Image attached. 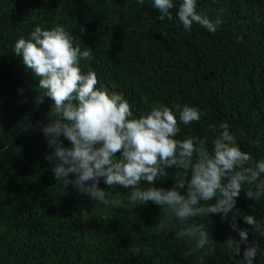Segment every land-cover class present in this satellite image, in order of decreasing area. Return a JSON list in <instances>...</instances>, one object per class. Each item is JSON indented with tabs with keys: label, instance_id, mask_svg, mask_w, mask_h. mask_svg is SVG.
<instances>
[{
	"label": "trees",
	"instance_id": "1",
	"mask_svg": "<svg viewBox=\"0 0 264 264\" xmlns=\"http://www.w3.org/2000/svg\"><path fill=\"white\" fill-rule=\"evenodd\" d=\"M219 9L223 23L212 34L198 25L185 32L175 7L171 21H160L150 0L142 5L0 0V264H196L197 254L182 256L191 241L162 231L163 210L155 204L138 206L128 200L130 190L113 191L101 181L99 187L113 191L114 203L105 206L55 179L53 164L45 159L52 149L41 131L51 121L52 101L45 96L39 102L38 81L12 45L36 25H62L82 49L94 52L95 59L82 68L122 93L134 114L155 102L198 106L207 116L181 125L182 137L212 136L208 125L228 122L242 148L259 159L264 157V0H198L197 10L211 18ZM257 137L260 148L250 144ZM167 171L169 177L156 187L174 185L176 169ZM237 208L264 220V199H248L244 190ZM230 220L231 213L228 220L205 218L215 241L206 264H236L242 258L220 246L230 236L239 238ZM238 224L249 229V241L264 246V236L242 220ZM255 264H264V255Z\"/></svg>",
	"mask_w": 264,
	"mask_h": 264
},
{
	"label": "clouds",
	"instance_id": "2",
	"mask_svg": "<svg viewBox=\"0 0 264 264\" xmlns=\"http://www.w3.org/2000/svg\"><path fill=\"white\" fill-rule=\"evenodd\" d=\"M150 2L160 21H171L172 9L177 8L175 19L188 33L198 25L215 34L223 23V9L211 18L197 10L198 0ZM12 50L38 81L39 102L45 96L52 101L51 121L41 131L52 149L45 159L52 162L54 177L64 188L71 186L107 206L114 203L112 193L119 186L130 190V202L155 204L163 210L162 231L174 232L178 241H191L182 256L197 254L196 264H206L214 251L209 245L215 241L205 222L209 214L228 220L231 213L230 227L239 238L230 236L220 246L231 257L242 256L236 264H255L257 256L264 255V246L249 241V229L238 224L242 220L264 236V220L237 208L242 190L257 203L264 199V157L257 159L244 150L228 122L208 125L212 136L182 137L181 125L199 123L206 111L188 103L155 102L134 114L122 93L105 87L94 71L82 68V63L95 59L94 52L90 47L82 49L62 25H36L27 36L15 39ZM250 144L260 148L261 140L257 137ZM169 168L176 169L174 185L156 187V181L169 177ZM101 181L113 191L99 187ZM181 224L186 226L181 229Z\"/></svg>",
	"mask_w": 264,
	"mask_h": 264
}]
</instances>
